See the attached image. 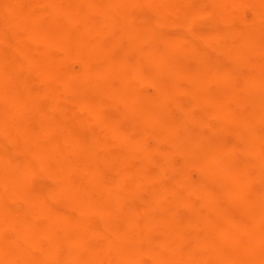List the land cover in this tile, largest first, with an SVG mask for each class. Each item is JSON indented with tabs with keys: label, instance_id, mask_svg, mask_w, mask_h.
I'll use <instances>...</instances> for the list:
<instances>
[{
	"label": "bare ground",
	"instance_id": "1",
	"mask_svg": "<svg viewBox=\"0 0 264 264\" xmlns=\"http://www.w3.org/2000/svg\"><path fill=\"white\" fill-rule=\"evenodd\" d=\"M0 264H264V0H0Z\"/></svg>",
	"mask_w": 264,
	"mask_h": 264
}]
</instances>
